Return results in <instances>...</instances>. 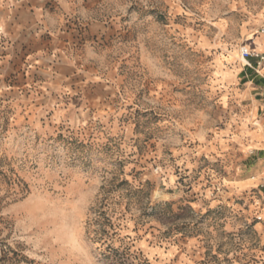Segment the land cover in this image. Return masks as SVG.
<instances>
[{"label": "rangeland", "instance_id": "374dc122", "mask_svg": "<svg viewBox=\"0 0 264 264\" xmlns=\"http://www.w3.org/2000/svg\"><path fill=\"white\" fill-rule=\"evenodd\" d=\"M263 30L264 0H0V264H264Z\"/></svg>", "mask_w": 264, "mask_h": 264}, {"label": "crops", "instance_id": "0c3cea01", "mask_svg": "<svg viewBox=\"0 0 264 264\" xmlns=\"http://www.w3.org/2000/svg\"><path fill=\"white\" fill-rule=\"evenodd\" d=\"M259 41H260V44L256 47H252V50L253 51H259V52H264V38L263 37H259L258 38ZM262 76V78L264 79V75L263 74H259ZM261 85H264V80H261L260 81V86L258 87L259 88V91L260 93H254L252 97H250V108L254 107L255 108V114H264V95L263 93L261 92L262 90H264V86H261ZM257 87V86H255ZM259 95V96H258ZM252 108L250 110H252ZM260 143V148L261 149H264V138L262 137H258V141Z\"/></svg>", "mask_w": 264, "mask_h": 264}, {"label": "built area", "instance_id": "2783aa9c", "mask_svg": "<svg viewBox=\"0 0 264 264\" xmlns=\"http://www.w3.org/2000/svg\"><path fill=\"white\" fill-rule=\"evenodd\" d=\"M264 31V30H263ZM240 55L246 61V64L249 67H252L249 59H254L255 66H264V52L250 50L247 46H242L240 48ZM261 187L264 188V181L261 184Z\"/></svg>", "mask_w": 264, "mask_h": 264}]
</instances>
